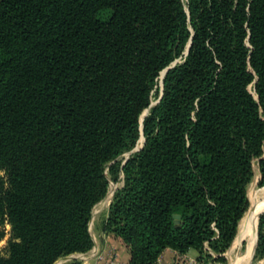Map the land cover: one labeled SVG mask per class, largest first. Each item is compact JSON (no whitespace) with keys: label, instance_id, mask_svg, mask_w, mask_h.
Wrapping results in <instances>:
<instances>
[{"label":"trees","instance_id":"16d2710c","mask_svg":"<svg viewBox=\"0 0 264 264\" xmlns=\"http://www.w3.org/2000/svg\"><path fill=\"white\" fill-rule=\"evenodd\" d=\"M256 163L264 187V0H0V264L88 253L121 174L130 264H226Z\"/></svg>","mask_w":264,"mask_h":264},{"label":"crops","instance_id":"0c3cea01","mask_svg":"<svg viewBox=\"0 0 264 264\" xmlns=\"http://www.w3.org/2000/svg\"><path fill=\"white\" fill-rule=\"evenodd\" d=\"M250 210L251 208L249 209V212L247 213L243 222L246 221L250 213ZM107 216H108V211L105 212V215L96 219L94 221V224L91 225V232L94 238V247L92 248V250H90L88 253L85 254H73L64 257L59 261H57L56 264H72L76 260L80 261L82 264H108L110 261H115L116 264H130L131 254L129 247L120 237L116 236L112 232H107L104 230L105 220ZM243 222L240 224L241 226H240L239 235L241 233V227L243 225ZM257 223H258V219H257ZM239 235L237 236L239 237ZM254 235H256V238L254 237ZM238 237L236 238V240L234 241L231 247L232 250L234 248H239L244 243L245 240H248L249 242L248 252L244 257L238 259L233 264L249 263L253 255L255 254L258 246L257 225L255 228V232L249 231L247 235L242 239L241 243L237 245L236 243ZM224 256L227 260H229V250L224 254ZM187 258L198 260V252L192 250L186 255H181L177 251L168 249L160 256L156 264H185V260ZM216 264H220V263H216ZM253 264H264V257L255 260Z\"/></svg>","mask_w":264,"mask_h":264},{"label":"rangeland","instance_id":"374dc122","mask_svg":"<svg viewBox=\"0 0 264 264\" xmlns=\"http://www.w3.org/2000/svg\"><path fill=\"white\" fill-rule=\"evenodd\" d=\"M179 61H180V60H178V62H179ZM162 93H163V85H162V73H161V76H160V78L158 79V83H157V86H156L155 91H154V94H153L154 96H153V99H152V103H151L150 107H149V108L143 113L142 118H143L144 116L147 117V116L149 115L151 109H152L154 106H156V105L158 104V101H159V99H160ZM142 118H141V121H142ZM142 124H143V123H142ZM142 127H143V125H142ZM142 127H141V130H142L141 138H140V140H139L137 146L135 147V149H136V148H139V149L142 148L143 143H144V139L142 138V137H144ZM144 138H145V137H144ZM135 149H134V150H135ZM134 150H132V151H134ZM132 151H131V152H132ZM131 152L125 153L124 155L120 156L116 161H117V162H122L123 165H124L125 160H126L128 157L130 158V156H131L130 153H131ZM134 154H135V153H134ZM132 155H133V154H132ZM114 163H115V162H114ZM107 172H108V175H109V168L107 169ZM3 176H4V174H3L2 172H0V177H3ZM123 178H124V176H123V174H121L120 177H119V179H118L117 181H114L113 179H111V177H110V175H109V179H110V188H109V192H108V193H110V192L112 191V189L115 188V192H114V196H115L117 190L120 189V188H122L123 185H124ZM260 179H261V176H260V173H259L258 165H257V163H256V164L254 165V179H253V181H252V183L250 184L249 189H248V197H249V201H250V207H249V209H250L251 206H252L251 197H255L258 201H261V200L264 199V187L259 186ZM114 196H113V199H114ZM107 197H108V194H107ZM107 197H106V198H107ZM106 198H105V199H106ZM105 199H104V200H105ZM113 199H112V201H111L107 206H105V207H103V208H101V207H99V206H100V204L102 203V201H104V200H102V201H101V202L95 207V209H94V211H93V219H92V223H91V225L94 224V221H95L96 219H98V218H100L101 216L105 215V212H106V211H109V208H110V206H111V204H112V202H113ZM260 199H261V200H260ZM98 207H99V208H98ZM248 212H249V210H248ZM248 212H247V213H248ZM247 213H246V214H247ZM245 216H246V215H245ZM259 220H260V219H259ZM7 229H8V231H9V230H10V227H8ZM239 229H240V227H239ZM238 233H239V232H238ZM258 237H259V225H258ZM8 239H9V237H7L2 243H0V254L3 253V250H4V248H5L6 245H7V241H8ZM258 240H259V239H258ZM248 246H249V242H248V240H245L244 243H243L239 248H234L233 250H232V248H231V250H229V260H227V263H226V264H233V263H235L238 259L244 257V256L247 254V252H248ZM255 255H256V252H255V254L253 255V257H252V259L250 260V262H249V263H244V264H253V262L255 261Z\"/></svg>","mask_w":264,"mask_h":264},{"label":"bare ground","instance_id":"6f19581e","mask_svg":"<svg viewBox=\"0 0 264 264\" xmlns=\"http://www.w3.org/2000/svg\"><path fill=\"white\" fill-rule=\"evenodd\" d=\"M114 192H115V188L112 189V191L108 194V197L100 204L99 207L103 208L107 206L112 201ZM251 202H252L251 210L246 221L243 222V225L241 227V233L236 243L237 245L241 243L242 239L247 235L249 231L255 232L258 215L261 211L264 210V203H263L264 199L258 201L255 197H251ZM254 237L256 238V235H254Z\"/></svg>","mask_w":264,"mask_h":264},{"label":"water","instance_id":"95a60500","mask_svg":"<svg viewBox=\"0 0 264 264\" xmlns=\"http://www.w3.org/2000/svg\"><path fill=\"white\" fill-rule=\"evenodd\" d=\"M190 46H191V42H190V44H189V46H188V48H187V51H186V53H185L186 55H188V53H189ZM177 63H178V61L175 62L172 66L168 67L167 69H165V70L162 72V85L164 84V83H163V80H164L166 74L168 73V71H169L171 68H173ZM162 95H163V93H162ZM162 95H161V97H160L158 103H159L160 100L162 99ZM145 117H146V116H144V117L142 118V123H143ZM142 129H143V127H142ZM143 139H144V143H143L142 148H143L144 145H145V138L143 137ZM142 148H140V149H139V148H136L134 151H132V152L130 153V155L139 152ZM128 159H129V157L125 160L124 164L128 161ZM263 214H264V211H262V212L260 213L259 217H258V223H257V243H258V239H259V237H258V225H259V219H260V216L263 215ZM176 218H177V220H178L177 223L179 224V223H180V217L177 216Z\"/></svg>","mask_w":264,"mask_h":264},{"label":"built area","instance_id":"2783aa9c","mask_svg":"<svg viewBox=\"0 0 264 264\" xmlns=\"http://www.w3.org/2000/svg\"><path fill=\"white\" fill-rule=\"evenodd\" d=\"M108 264H116L115 261H110ZM185 264H205V263H201L196 259H192V258H187L185 260ZM207 264H213V263H207Z\"/></svg>","mask_w":264,"mask_h":264}]
</instances>
